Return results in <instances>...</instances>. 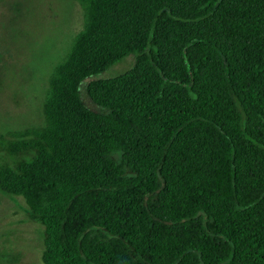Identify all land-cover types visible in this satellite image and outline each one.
I'll return each mask as SVG.
<instances>
[{
    "label": "trees",
    "instance_id": "trees-1",
    "mask_svg": "<svg viewBox=\"0 0 264 264\" xmlns=\"http://www.w3.org/2000/svg\"><path fill=\"white\" fill-rule=\"evenodd\" d=\"M75 1L43 123L0 134L43 264H264V0Z\"/></svg>",
    "mask_w": 264,
    "mask_h": 264
},
{
    "label": "rangeland",
    "instance_id": "rangeland-1",
    "mask_svg": "<svg viewBox=\"0 0 264 264\" xmlns=\"http://www.w3.org/2000/svg\"><path fill=\"white\" fill-rule=\"evenodd\" d=\"M84 25L75 0H0V134L43 123L49 77ZM128 56L80 87L83 103L105 114L87 95L90 81L117 77L135 65ZM44 227L29 218L20 197L0 191V264H43Z\"/></svg>",
    "mask_w": 264,
    "mask_h": 264
}]
</instances>
